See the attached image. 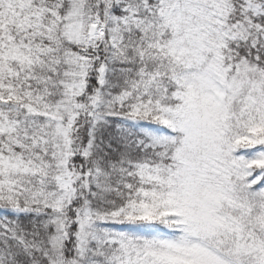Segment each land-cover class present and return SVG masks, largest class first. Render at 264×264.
<instances>
[{
	"label": "snow or ice",
	"instance_id": "obj_1",
	"mask_svg": "<svg viewBox=\"0 0 264 264\" xmlns=\"http://www.w3.org/2000/svg\"><path fill=\"white\" fill-rule=\"evenodd\" d=\"M0 264H264V0H0Z\"/></svg>",
	"mask_w": 264,
	"mask_h": 264
}]
</instances>
